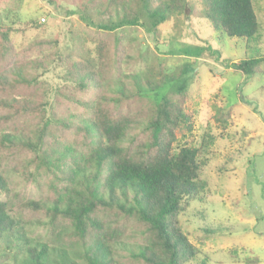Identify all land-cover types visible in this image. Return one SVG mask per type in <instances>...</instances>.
Masks as SVG:
<instances>
[{"label": "trees", "instance_id": "1", "mask_svg": "<svg viewBox=\"0 0 264 264\" xmlns=\"http://www.w3.org/2000/svg\"><path fill=\"white\" fill-rule=\"evenodd\" d=\"M198 1L197 15L213 32L244 40L245 56L238 62L222 58L208 41L187 44L178 53L210 57L244 77L264 75L252 1ZM77 5L70 14L94 36L64 60L54 112H47L48 90L37 72L47 71L49 59L0 72V238L19 241L7 252L22 264L190 263L198 249L179 217L189 201L207 193L201 173L215 142L205 133L197 146H176L177 135L192 128L184 77L191 63L171 72L153 57L143 71L121 74L124 63L139 64L146 53L138 50L133 57L123 32L141 29L157 47L161 28L182 25L193 9L187 0H77ZM12 32L0 22V64L14 53ZM54 43L38 39L30 49ZM251 44L255 51L247 55ZM111 74L119 79L114 85ZM260 88L264 92V84ZM32 185L36 197L28 190ZM31 226L43 230V239L28 235ZM202 232L212 235L209 228ZM253 261L245 259L257 264Z\"/></svg>", "mask_w": 264, "mask_h": 264}, {"label": "rangeland", "instance_id": "2", "mask_svg": "<svg viewBox=\"0 0 264 264\" xmlns=\"http://www.w3.org/2000/svg\"><path fill=\"white\" fill-rule=\"evenodd\" d=\"M50 1L52 3L49 0L0 1V22L13 29L11 40L15 49L13 55L0 64V72L6 73L24 62L32 65L40 59H49L52 63L47 71L37 69L48 90V114L55 111L53 92L63 84L60 77L65 72L64 60L80 50L75 45L94 36V31L86 28L76 14H70L77 9V0ZM187 1L194 15L182 17L183 24L177 22L180 24L174 29L161 28L157 47L151 36L141 29L123 32L128 39L123 45L129 47L133 57L138 50H146V53L139 64H130L131 60L129 64L124 63L121 75L143 71L145 62L153 57L160 58L171 72L186 61L191 63L184 77L189 84L186 111L193 115L192 128L188 133L177 135L176 146H197L205 133L212 134L215 142L204 155L205 166L201 173L207 182L208 194H203L200 201H189L179 217L184 233L198 249L187 264H249L245 259L264 264V92L260 88L264 75L244 77L210 57L203 55L196 59L180 55L178 52L185 45L203 46L205 41L212 48H220L222 58L232 62H238L246 52L244 40L213 32L209 23L197 15L201 9L198 0ZM251 1L259 23V44L264 50V0ZM29 19L36 23L26 26L24 22ZM165 36H169L167 41ZM38 39L55 43L31 50L30 44ZM88 46L92 49L91 44ZM250 46L247 55L255 51V45ZM108 80L114 85L119 79L117 74H111ZM226 110H229L228 116L222 117L221 113ZM28 190L37 196L34 185ZM204 228H209L212 235L204 237ZM26 229L29 236L43 239V230L32 226ZM18 242L10 237L0 238V264H22L19 256L7 252L10 247L16 249ZM65 247L72 257L70 246Z\"/></svg>", "mask_w": 264, "mask_h": 264}]
</instances>
